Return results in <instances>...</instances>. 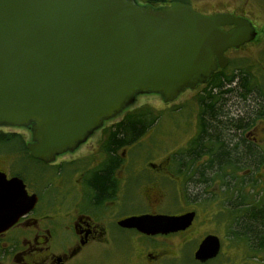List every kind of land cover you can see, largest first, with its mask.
I'll use <instances>...</instances> for the list:
<instances>
[{"label":"water","instance_id":"obj_1","mask_svg":"<svg viewBox=\"0 0 264 264\" xmlns=\"http://www.w3.org/2000/svg\"><path fill=\"white\" fill-rule=\"evenodd\" d=\"M256 34L246 17L204 14L177 0L160 7L135 0H0V125H31L27 148L51 161L137 94L170 100L205 82L226 66L228 48ZM36 202L21 177L0 170V233ZM195 216L194 210L131 215L119 225L166 235L186 230ZM220 249L219 236L209 233L194 259L206 262Z\"/></svg>","mask_w":264,"mask_h":264},{"label":"flooded vegetation","instance_id":"obj_2","mask_svg":"<svg viewBox=\"0 0 264 264\" xmlns=\"http://www.w3.org/2000/svg\"><path fill=\"white\" fill-rule=\"evenodd\" d=\"M177 1L187 2L185 0ZM190 4L195 10L204 14L218 12L202 11L192 3ZM203 5L209 6L210 4L205 2ZM219 12H229L236 16L246 17L244 14L229 10ZM234 27L235 25L222 26L224 30H230ZM250 42L239 47L228 48L224 53L227 56L229 50H237ZM230 63L231 60L228 58L225 67ZM225 67L218 66L216 70ZM199 84L205 88L208 82L207 80L199 82L194 87ZM194 87H186L180 93ZM175 98L164 99L169 102ZM196 103L198 108L197 127L194 135L182 147L173 150L172 153L170 152L165 156L163 161L159 162L150 159L134 160L127 153L147 131L130 144L121 145L117 141L114 143L110 136L118 122L112 125L102 123L77 147L56 154L51 161H44L31 155L27 144L33 141L32 138L30 142L25 144L26 150L24 151L27 153V157L34 159L42 164L44 169H47L51 180L46 183L44 181L42 186H38L37 179L32 180L24 175H18L23 179L28 194L37 195V202L14 225L0 233V264H67L87 245L105 241L109 229L115 226L134 230L147 238L159 239L169 236V234L145 235L134 228L120 226L119 221L131 215L165 213L159 210V206L166 203L165 184L170 179L183 180L186 190L187 152L191 142L199 133V106L197 101ZM260 120H264V115L256 118L253 124L245 129V137L262 149L261 142L264 141V138L261 139L260 135L255 132L257 122ZM26 127L31 129V125ZM260 129L264 135L263 127ZM95 133H97L96 136ZM16 134L20 137L19 133ZM92 135L95 138L90 140ZM210 158L211 155L209 154H201L193 165L196 169L195 173L200 175L205 170L207 175H216L217 168L208 172V166L204 167ZM189 160L192 159L189 157ZM226 172L230 174L232 169H226ZM221 173H224L223 169ZM8 177L10 176L8 175ZM105 180L108 182L106 189ZM215 185L218 188L219 182ZM139 192L141 199L147 206L146 209L122 213L124 205L134 204L137 199L139 201ZM195 201L198 202L199 200ZM191 210H194L197 216L196 209L176 214ZM221 249L217 256L220 255ZM164 255L167 254L164 252L153 254L148 251L143 253L145 260L150 263L160 260ZM217 256L213 259H216Z\"/></svg>","mask_w":264,"mask_h":264},{"label":"rangeland","instance_id":"obj_3","mask_svg":"<svg viewBox=\"0 0 264 264\" xmlns=\"http://www.w3.org/2000/svg\"><path fill=\"white\" fill-rule=\"evenodd\" d=\"M135 1L140 5L144 4L143 0ZM185 1L192 3L202 11L229 10L244 14L250 19L256 27L257 35L246 46L227 52V57L231 60L229 69L232 70L236 64L245 67L263 85L264 0ZM205 2H209L210 5L204 6ZM203 90L204 87L199 84L193 89L184 90L169 102L165 101L161 93L137 94L133 103L111 119L105 120L103 124L112 125L124 119L128 114L149 109L154 115H158L157 122L127 153L134 160L163 161L166 155L182 147L194 135L197 127L196 101ZM261 127L264 129V120L258 121L255 127L256 134L258 133L262 139L264 135L260 131ZM0 129L19 133V139L24 146L33 137L32 130L26 126L0 125ZM95 136L92 135L90 140ZM261 143L263 145L261 150L264 154V141ZM0 170L5 171L9 176L24 175L28 179H37L38 186H42L44 181L46 183L51 180L47 169H44L43 165L34 159L27 157V153L19 142L0 145ZM250 172V169H245L240 171L238 176L248 175ZM252 175L257 179V186L253 188L250 182L251 176H249L246 186L242 187L243 192L252 193L250 202L264 198V161ZM217 182H219L218 188L215 185ZM238 182L241 183V178ZM165 185L166 203L159 206V210L166 214H176L190 209L197 210L196 219L188 230L157 239L147 238L134 230L115 226L109 229L105 241L87 245L67 264H264V250H251L246 241L236 238L232 231L236 227L233 223L234 216L230 212L235 209V202H237L233 191L234 183L231 185V191L224 189L222 181L217 178L207 185L204 184L203 189L199 187L198 190L192 186L190 190H185L183 180L178 178L168 180ZM136 191L138 192V189ZM146 207L139 192V201L137 199L134 204L124 205L121 212L142 211ZM209 233L219 236L222 249L216 259L202 263L195 260L193 254L201 239ZM146 251L153 254L164 252L167 255L150 263L143 257Z\"/></svg>","mask_w":264,"mask_h":264},{"label":"trees","instance_id":"obj_4","mask_svg":"<svg viewBox=\"0 0 264 264\" xmlns=\"http://www.w3.org/2000/svg\"><path fill=\"white\" fill-rule=\"evenodd\" d=\"M169 1L171 0H143L155 7ZM229 68L230 64L213 71L207 79V86L197 97L199 133L187 152L186 190H190L191 186L197 190L199 187L203 189L204 184L211 183L216 176L226 190L231 191L234 183L233 191L237 202L235 209L230 212L234 216L233 223L236 227L232 231L236 238L245 240L251 250H264V198L250 202L252 193H245L242 188L246 186L249 176L253 188L257 186V179L252 174L263 163L262 150L246 139L245 129L256 118L264 115V86L245 67L236 64L232 70ZM157 119L158 115H154L149 109L128 114L117 123L110 138L114 143L130 144L148 131ZM12 142H19L26 150L16 133L0 129V145ZM201 154L211 155L204 167L208 166V172L217 168L216 175H207L205 170L200 175L195 173L193 165ZM229 168L232 169L230 174L226 172ZM222 169L224 173H221ZM245 169H250V174L238 176ZM239 178L241 183L238 182ZM105 182L106 189L108 182Z\"/></svg>","mask_w":264,"mask_h":264}]
</instances>
